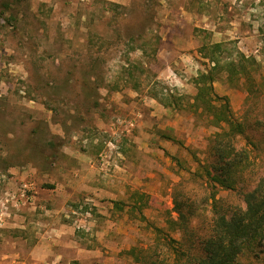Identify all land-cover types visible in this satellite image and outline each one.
I'll return each instance as SVG.
<instances>
[{
    "label": "rangeland",
    "instance_id": "1",
    "mask_svg": "<svg viewBox=\"0 0 264 264\" xmlns=\"http://www.w3.org/2000/svg\"><path fill=\"white\" fill-rule=\"evenodd\" d=\"M205 53L221 65L239 53L259 64L250 95L244 79L229 81L226 71L213 81L246 126L237 147L251 164L236 189L210 183L199 164L210 163L209 140L226 126L195 101V79L216 61ZM109 140L116 147L102 165ZM78 153L89 154L110 185L100 203L91 193L60 204L78 242L96 229L110 233L90 237L101 254L90 264H144L127 253L132 247L156 264H194L217 215L214 196L232 214L245 208L244 191L264 180V0H0L1 198L30 184L28 199L41 190L51 212V189L70 182L65 168ZM175 197L193 204L190 230L169 225ZM256 255L244 254L243 264H263Z\"/></svg>",
    "mask_w": 264,
    "mask_h": 264
},
{
    "label": "trees",
    "instance_id": "2",
    "mask_svg": "<svg viewBox=\"0 0 264 264\" xmlns=\"http://www.w3.org/2000/svg\"><path fill=\"white\" fill-rule=\"evenodd\" d=\"M221 46V43L214 45L215 48ZM205 55L216 61L206 74H201L195 79L198 89L195 101L197 103L206 101V104L210 105L206 107H210L209 112L213 122L218 125L224 123L226 126H222L221 131L215 132L209 140L208 153L212 158L210 163L206 165L199 161V164L210 183L236 189L240 182L245 181L251 164L248 150L243 146L237 147L238 135L245 132L246 126L233 114L228 98L219 96L214 91L213 81L218 73L226 71L229 81L243 78L250 95L253 91L252 87L256 84L255 74L258 72L259 64L254 57L244 53H239L237 60L232 59L225 65H221L220 60L214 56L206 53ZM217 98L223 100L219 107L213 103ZM163 136L174 139L167 134ZM244 201L246 204L244 209H234L232 214H229L228 210H222L214 196L213 210L217 215L212 217L208 233L199 241L194 264H243L242 256L249 252L257 254L256 257L264 264V180L244 191ZM187 203L175 197L178 216L177 219H169V225L178 227L179 230L189 229L194 209L192 203ZM155 231L160 233L164 230L155 226ZM135 250L132 247L127 253L133 255L136 261L156 264L158 260L156 257L145 254L144 250H141L140 255ZM186 251L189 254V250ZM260 253L263 255L261 256Z\"/></svg>",
    "mask_w": 264,
    "mask_h": 264
},
{
    "label": "crops",
    "instance_id": "3",
    "mask_svg": "<svg viewBox=\"0 0 264 264\" xmlns=\"http://www.w3.org/2000/svg\"><path fill=\"white\" fill-rule=\"evenodd\" d=\"M120 155L133 165L138 163L137 158L132 159L126 152ZM76 157V164L70 169L65 168L69 170L70 182L67 183L66 178L60 179L51 189L56 197L51 212L43 209L46 203H42L39 189L35 190L38 195L33 200L21 198L17 202L12 199L5 203L7 196H0V264H90L99 258L100 244L94 247L88 246V243H95L90 239L94 235L108 236V230L96 229L93 234H85V244H82L77 241L72 225L63 220L61 214L62 199L94 193L96 196L91 194L92 197L100 203L102 197L108 194L104 188L110 185L100 179L99 170L90 155L78 153ZM129 171L132 169L129 168ZM100 241L103 242L102 239Z\"/></svg>",
    "mask_w": 264,
    "mask_h": 264
},
{
    "label": "built area",
    "instance_id": "4",
    "mask_svg": "<svg viewBox=\"0 0 264 264\" xmlns=\"http://www.w3.org/2000/svg\"><path fill=\"white\" fill-rule=\"evenodd\" d=\"M259 49L257 48L256 51H258ZM169 78L171 80H173L172 76H169ZM118 123H121L125 125L126 128H129V127H132L135 125V122L134 120H122L120 118H118ZM116 147V144L113 140H109L107 142V147L106 149H104L101 153H100V160L103 161L102 162V165L106 163L107 161V158H109L112 154V150ZM24 187V188H23ZM22 188H20L19 192L18 193H14V192H11V191H7L6 194H7V197H6V200L4 201L5 203L9 202L10 200H14V201H18V197H21V198H28L27 195H26V191L27 189H31L32 187L30 186V184H25V186H23ZM19 195V196H18ZM91 208L90 209H86L85 210V214L87 216H90L91 215ZM82 221V220H81ZM81 224H78L77 226L78 227H85L86 226V223L85 222H80Z\"/></svg>",
    "mask_w": 264,
    "mask_h": 264
}]
</instances>
